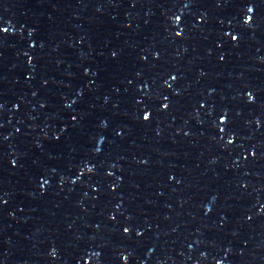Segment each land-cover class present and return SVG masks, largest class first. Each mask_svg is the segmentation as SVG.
<instances>
[{
	"label": "snow or ice",
	"instance_id": "snow-or-ice-1",
	"mask_svg": "<svg viewBox=\"0 0 264 264\" xmlns=\"http://www.w3.org/2000/svg\"><path fill=\"white\" fill-rule=\"evenodd\" d=\"M248 11H249V12H251V11H252V9H251V8H249V9H248ZM248 19L250 20V19H251V17L249 16V17H248ZM233 39H236V37H233ZM145 119H148V116H147V115L145 116Z\"/></svg>",
	"mask_w": 264,
	"mask_h": 264
}]
</instances>
